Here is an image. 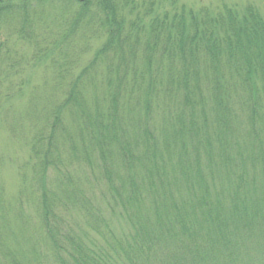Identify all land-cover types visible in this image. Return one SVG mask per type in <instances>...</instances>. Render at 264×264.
I'll use <instances>...</instances> for the list:
<instances>
[{
	"label": "trees",
	"instance_id": "1",
	"mask_svg": "<svg viewBox=\"0 0 264 264\" xmlns=\"http://www.w3.org/2000/svg\"><path fill=\"white\" fill-rule=\"evenodd\" d=\"M93 3L98 23L110 24L106 42L79 75L96 78V117H85L90 88L77 77L46 114L37 137L38 175L48 183L50 165L62 164L61 150L77 153L64 135L67 109L73 120L85 121L90 154L113 200L141 226L111 231L108 252L82 237L45 235L72 244L67 254L54 248V260L116 264L122 254H138L132 264H151L142 244L146 232L151 248L171 249L160 264H264V23L253 20L252 8L241 15L228 5L216 13L159 11L147 0L81 2L85 9ZM12 10L18 11L0 3V18ZM59 172L60 183H68ZM142 207L147 214H139ZM33 257L39 259L36 248Z\"/></svg>",
	"mask_w": 264,
	"mask_h": 264
},
{
	"label": "rangeland",
	"instance_id": "2",
	"mask_svg": "<svg viewBox=\"0 0 264 264\" xmlns=\"http://www.w3.org/2000/svg\"><path fill=\"white\" fill-rule=\"evenodd\" d=\"M149 1L159 11L207 7L217 13L228 5L245 15L252 8L256 13L253 20L264 23V0H177L174 5L171 0H147L148 4ZM81 2L10 0L9 4L18 11L0 18V264H58L54 248L67 254L72 244L64 247L67 243L63 240L62 245L58 240L45 241V235L52 238L56 231L60 236L82 237L83 242L92 240L108 252L111 231L121 235L141 226L128 220L123 213L127 211L125 207L113 200L108 180L96 165V154H90L91 133L85 130V121L73 120L67 109L64 118L68 134L64 130V135H69V144L77 153L61 148L62 164L55 160L50 165L46 173L49 182L38 175L41 157L37 152L41 148L37 137L45 128L46 114L65 100L70 87L78 82L77 77L79 84L90 88L86 99L91 111L85 117H96L92 107L96 78L79 75L106 42L110 24L98 23L99 7L95 3L85 9ZM128 10H132L130 4ZM85 11L88 14L80 18ZM131 18L135 14L127 20ZM59 169L69 178L68 183H60ZM57 175L60 178L54 180ZM115 180L122 187L120 179ZM46 191L47 200L42 199ZM145 201L149 206L150 198ZM139 209V214H147L145 207ZM141 237L142 244L148 245V256L144 254L147 263L160 264L161 253L164 257L171 252L167 246L161 251L151 248L146 232ZM35 248L37 260L33 257ZM23 251L25 257L21 260ZM136 256L122 254L116 264H132Z\"/></svg>",
	"mask_w": 264,
	"mask_h": 264
},
{
	"label": "water",
	"instance_id": "3",
	"mask_svg": "<svg viewBox=\"0 0 264 264\" xmlns=\"http://www.w3.org/2000/svg\"><path fill=\"white\" fill-rule=\"evenodd\" d=\"M1 1V0H0Z\"/></svg>",
	"mask_w": 264,
	"mask_h": 264
}]
</instances>
